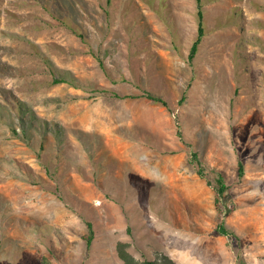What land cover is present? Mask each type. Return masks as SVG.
I'll use <instances>...</instances> for the list:
<instances>
[{"label": "rangeland", "instance_id": "374dc122", "mask_svg": "<svg viewBox=\"0 0 264 264\" xmlns=\"http://www.w3.org/2000/svg\"><path fill=\"white\" fill-rule=\"evenodd\" d=\"M201 10L0 0V264H264V0Z\"/></svg>", "mask_w": 264, "mask_h": 264}, {"label": "trees", "instance_id": "16d2710c", "mask_svg": "<svg viewBox=\"0 0 264 264\" xmlns=\"http://www.w3.org/2000/svg\"><path fill=\"white\" fill-rule=\"evenodd\" d=\"M198 3V7H199V12H198V18H199V27H198V36L197 39L195 40V42L193 43L192 47H191V51H190V55H189V59L193 60L198 52V47L203 39V37L205 36V29L203 26V12L201 10V0H196ZM125 98H133V97H125ZM146 99L160 104L166 108H168V104L166 103V101H164L162 98L157 97V96H153L151 94H148L145 96ZM192 162L193 164H196L197 167L199 168L198 170V174L200 177L204 178V167L201 163V161L198 159V155L193 153L192 154ZM240 173L243 174V167L242 165H240ZM216 193H217V198H216V207L219 213L222 212L221 210V203L222 200L225 199L226 194L228 192V187L225 183V179L222 175L217 174L216 176ZM89 229L92 230L91 226L89 225ZM217 231L220 235L222 236H235V233L229 231L226 226L225 223L223 221H221V223L219 224ZM87 246L88 248L91 246L92 241H93V233H91V236H89L87 238ZM117 252H118V256L119 258L124 262V264H176L173 261H171L170 259L163 257L160 260H155V261H145L143 263H139L137 262L130 254L129 252L126 250V245L125 244H119L118 248H117Z\"/></svg>", "mask_w": 264, "mask_h": 264}]
</instances>
